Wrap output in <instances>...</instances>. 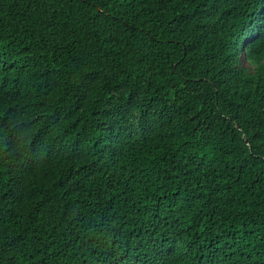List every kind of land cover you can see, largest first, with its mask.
<instances>
[{"label":"trees","instance_id":"obj_1","mask_svg":"<svg viewBox=\"0 0 264 264\" xmlns=\"http://www.w3.org/2000/svg\"><path fill=\"white\" fill-rule=\"evenodd\" d=\"M262 18L0 0V264H264Z\"/></svg>","mask_w":264,"mask_h":264},{"label":"snow or ice","instance_id":"obj_2","mask_svg":"<svg viewBox=\"0 0 264 264\" xmlns=\"http://www.w3.org/2000/svg\"><path fill=\"white\" fill-rule=\"evenodd\" d=\"M259 31L260 34H264V18H262L261 20L254 22L253 25V31ZM246 61H247V54L246 52L241 53V67H245L246 66ZM2 115V114H0Z\"/></svg>","mask_w":264,"mask_h":264}]
</instances>
